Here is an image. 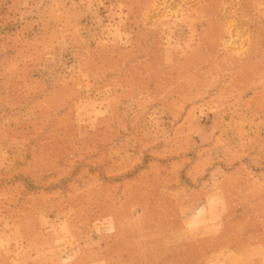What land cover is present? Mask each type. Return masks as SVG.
Returning a JSON list of instances; mask_svg holds the SVG:
<instances>
[{
    "label": "rangeland",
    "instance_id": "obj_1",
    "mask_svg": "<svg viewBox=\"0 0 264 264\" xmlns=\"http://www.w3.org/2000/svg\"><path fill=\"white\" fill-rule=\"evenodd\" d=\"M264 264V0H0V264Z\"/></svg>",
    "mask_w": 264,
    "mask_h": 264
},
{
    "label": "crops",
    "instance_id": "obj_2",
    "mask_svg": "<svg viewBox=\"0 0 264 264\" xmlns=\"http://www.w3.org/2000/svg\"><path fill=\"white\" fill-rule=\"evenodd\" d=\"M72 264H112L108 258H96L91 261H76Z\"/></svg>",
    "mask_w": 264,
    "mask_h": 264
}]
</instances>
